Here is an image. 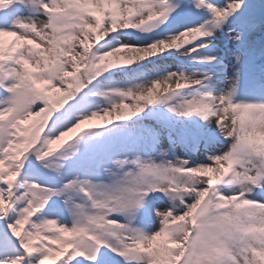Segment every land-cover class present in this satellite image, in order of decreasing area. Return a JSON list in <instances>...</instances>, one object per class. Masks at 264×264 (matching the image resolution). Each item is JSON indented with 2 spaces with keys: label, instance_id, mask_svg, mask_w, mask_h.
Masks as SVG:
<instances>
[{
  "label": "snow or ice",
  "instance_id": "6c2138e0",
  "mask_svg": "<svg viewBox=\"0 0 264 264\" xmlns=\"http://www.w3.org/2000/svg\"><path fill=\"white\" fill-rule=\"evenodd\" d=\"M0 264H264V6L0 0Z\"/></svg>",
  "mask_w": 264,
  "mask_h": 264
},
{
  "label": "rangeland",
  "instance_id": "374dc122",
  "mask_svg": "<svg viewBox=\"0 0 264 264\" xmlns=\"http://www.w3.org/2000/svg\"><path fill=\"white\" fill-rule=\"evenodd\" d=\"M251 2L253 3V5L258 9V7H261V6H264V0H251ZM261 2V3H260ZM8 39L9 41H11L13 38H6ZM55 147V146H54ZM37 176L39 179L43 180L45 179L46 177L42 174V173H39L37 172Z\"/></svg>",
  "mask_w": 264,
  "mask_h": 264
}]
</instances>
